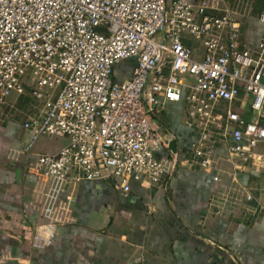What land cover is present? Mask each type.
<instances>
[{"label": "built area", "instance_id": "1", "mask_svg": "<svg viewBox=\"0 0 264 264\" xmlns=\"http://www.w3.org/2000/svg\"><path fill=\"white\" fill-rule=\"evenodd\" d=\"M241 4L0 0V105L13 96L29 103L23 127L34 138L67 140L32 163L40 241L72 222L73 191L84 179H110L128 193L132 180L160 185L180 166L222 170L216 143L226 138L234 140L233 191L223 198L254 199L236 186L239 169L255 161L264 169V34L256 47L242 40L240 16L250 3ZM258 18L264 23V5ZM189 39L200 42L202 53ZM130 58L131 76L116 80V66ZM241 92L252 95L253 120L233 109ZM180 101L199 138L172 151V136L153 120L164 103ZM163 149L167 154L158 157Z\"/></svg>", "mask_w": 264, "mask_h": 264}, {"label": "crops", "instance_id": "2", "mask_svg": "<svg viewBox=\"0 0 264 264\" xmlns=\"http://www.w3.org/2000/svg\"><path fill=\"white\" fill-rule=\"evenodd\" d=\"M229 1L240 6L243 0ZM247 1L241 38L256 47L264 34L258 18L264 0ZM187 44L202 53L200 42ZM135 65V58L117 65L116 80L129 78ZM251 102L252 95L241 92L233 109L253 120ZM30 109L15 96L0 105V264H264L263 164L255 161L238 170L236 187L251 191L252 201L225 200L233 191L232 138L216 143L222 170L180 166L160 185L132 180L128 193L110 179H84L73 191L72 222L57 227L49 242L40 241L32 163L40 154L58 152L67 140L34 138L23 127ZM153 123L177 140L180 151L199 138L186 123L184 101L164 103ZM166 154V149L157 152Z\"/></svg>", "mask_w": 264, "mask_h": 264}, {"label": "water", "instance_id": "3", "mask_svg": "<svg viewBox=\"0 0 264 264\" xmlns=\"http://www.w3.org/2000/svg\"><path fill=\"white\" fill-rule=\"evenodd\" d=\"M177 140L176 139H172L170 141V145H169V148L172 150V151H176L177 150Z\"/></svg>", "mask_w": 264, "mask_h": 264}]
</instances>
